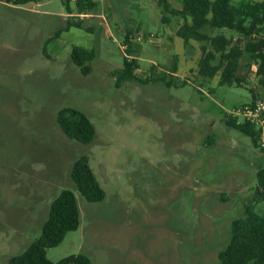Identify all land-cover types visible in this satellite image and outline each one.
<instances>
[{"label":"rangeland","instance_id":"obj_1","mask_svg":"<svg viewBox=\"0 0 264 264\" xmlns=\"http://www.w3.org/2000/svg\"><path fill=\"white\" fill-rule=\"evenodd\" d=\"M13 1L0 0V264L41 237L64 190L75 193L81 222L47 251L52 262L82 254L93 264H221L246 207L264 217L262 142L227 124L260 84L252 56L241 59L243 82L223 86V69L200 74L203 44L185 46L177 36L185 20L156 0H84L83 15L78 0ZM76 22L83 27L65 30ZM75 47L95 51L87 76L72 62ZM126 58L138 62L137 80L118 86ZM67 108L91 120V144L62 132ZM83 156L102 202L86 201L71 180Z\"/></svg>","mask_w":264,"mask_h":264},{"label":"trees","instance_id":"obj_2","mask_svg":"<svg viewBox=\"0 0 264 264\" xmlns=\"http://www.w3.org/2000/svg\"><path fill=\"white\" fill-rule=\"evenodd\" d=\"M11 2V0H5ZM40 0H14L16 5L38 2ZM158 6L166 14L180 16L185 22L178 29L177 36L182 38L185 46L191 41L202 43L204 57L200 62V74L214 77L221 69L223 73L220 84L239 86L243 79L238 73L244 53L252 56L258 65V76L264 84V0L253 2L242 0L233 5L232 0H181V9H175L170 0H156ZM86 2L78 0L77 6L82 13ZM90 9L95 4L87 5ZM68 11L71 9L67 6ZM164 22H169L167 17ZM72 27L82 28L80 22L68 23ZM211 30H230L240 36L235 42L224 34L211 36ZM210 46L209 48L206 46ZM219 64L212 66L217 60ZM72 62L80 68L83 75L92 72L90 63L96 58L94 50L75 47L71 54ZM136 60L124 61V70L118 78V86L122 82L137 80L135 70ZM58 124L62 132L70 139L84 145L91 144L96 138V129L91 120L81 111L63 109L58 113ZM227 124L247 135L254 144L258 145L260 134L252 125L238 126L232 119ZM71 180L77 192L88 202H102L105 191L99 184L89 158L83 156L76 160L71 172ZM257 199L264 201V168L257 173ZM81 214L77 197L74 192L64 190L52 202L49 217L43 225L42 235L23 254L10 260L11 264H93L86 255H73L58 262L49 260L47 251L59 246L69 232L77 231L80 227ZM221 264H264V217L253 211L252 206L246 207L244 218L233 222L232 236L227 248L219 254Z\"/></svg>","mask_w":264,"mask_h":264},{"label":"built area","instance_id":"obj_3","mask_svg":"<svg viewBox=\"0 0 264 264\" xmlns=\"http://www.w3.org/2000/svg\"><path fill=\"white\" fill-rule=\"evenodd\" d=\"M229 119H232L238 126L252 125L264 139V98L260 101L243 105L229 113ZM264 147V141L262 142Z\"/></svg>","mask_w":264,"mask_h":264},{"label":"crops","instance_id":"obj_4","mask_svg":"<svg viewBox=\"0 0 264 264\" xmlns=\"http://www.w3.org/2000/svg\"><path fill=\"white\" fill-rule=\"evenodd\" d=\"M170 2H171V0H170ZM171 4H172V2H171ZM172 6H173V4H172ZM174 7V6H173ZM175 8V7H174ZM176 9V8H175ZM181 9V8H180ZM69 12V11H68ZM71 12V11H70ZM69 12V13H70ZM80 15H83L82 13L80 14ZM88 16V15H87ZM230 31V30H229ZM233 32V31H232ZM239 38H241L240 36H239ZM255 69H256V71L258 72V65L257 64H255ZM221 76V75H220ZM257 76H258V74H257ZM240 77V76H239ZM259 77V76H258ZM242 78V77H241ZM260 79H261V77H259ZM243 79V78H242ZM221 80V79H220ZM261 81V80H260ZM240 87H242V86H240ZM253 88H254V90L252 91V98H251V100L249 101V102H246V103H244L243 105H247V104H251V103H253L255 100H257L258 98H260V97H264V84L263 83H261L260 82V84H255L254 83V86H253ZM264 141V139L262 140L261 138H260V136H259V140H258V142L259 143H261V142H263ZM262 148H264V147H262Z\"/></svg>","mask_w":264,"mask_h":264}]
</instances>
